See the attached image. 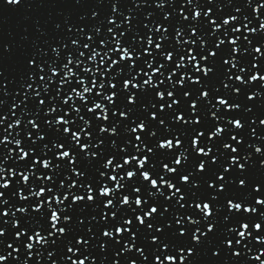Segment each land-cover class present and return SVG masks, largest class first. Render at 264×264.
Returning a JSON list of instances; mask_svg holds the SVG:
<instances>
[{
  "label": "snow or ice",
  "instance_id": "obj_1",
  "mask_svg": "<svg viewBox=\"0 0 264 264\" xmlns=\"http://www.w3.org/2000/svg\"><path fill=\"white\" fill-rule=\"evenodd\" d=\"M69 7L0 49V264H239L264 245V0Z\"/></svg>",
  "mask_w": 264,
  "mask_h": 264
},
{
  "label": "water",
  "instance_id": "obj_2",
  "mask_svg": "<svg viewBox=\"0 0 264 264\" xmlns=\"http://www.w3.org/2000/svg\"><path fill=\"white\" fill-rule=\"evenodd\" d=\"M3 4V0H0V5ZM17 10L11 9V7H0V17L4 18L3 23H0V49L3 48L4 45L9 44L15 16ZM6 55L0 57V70H3L4 62Z\"/></svg>",
  "mask_w": 264,
  "mask_h": 264
}]
</instances>
